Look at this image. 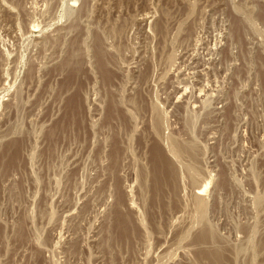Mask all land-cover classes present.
<instances>
[{
    "label": "rangeland",
    "instance_id": "obj_1",
    "mask_svg": "<svg viewBox=\"0 0 264 264\" xmlns=\"http://www.w3.org/2000/svg\"><path fill=\"white\" fill-rule=\"evenodd\" d=\"M210 254L264 264V0H0V264Z\"/></svg>",
    "mask_w": 264,
    "mask_h": 264
},
{
    "label": "bare ground",
    "instance_id": "obj_2",
    "mask_svg": "<svg viewBox=\"0 0 264 264\" xmlns=\"http://www.w3.org/2000/svg\"><path fill=\"white\" fill-rule=\"evenodd\" d=\"M95 57H96V61H97V68L99 69L101 75L104 77L105 81H108L109 80L108 79V71H107V69H106V67L104 65V62H103V59H102V54L100 53V50L97 49L96 54H95ZM66 65H68V64H66ZM68 67H69V65H68ZM75 67H71V68L72 69L73 68L77 69L79 66L77 67V65H76ZM71 72H73V71H71ZM71 72L68 73V78L67 79H68L69 82H71V80H72V78L74 77V74H75V73L73 74ZM71 108H73V110H71L73 112L72 114H77V110H74V105H72ZM108 110L111 111V109H109V108H108ZM20 147H21L20 142L17 141V142H13V144H11L10 147L7 149L9 151V154L11 153V155H10L11 158L10 159L12 160L13 164H16L15 163L16 160L19 159V153H20V149H21ZM161 149L162 148L160 147L159 144H154L149 149V157L148 158H149V161H150L151 166H152V168H151V179H152V181H151V187H152L153 191H155V193L158 192L159 190L163 189V187L165 189H169L171 191H175L176 190V187H177L176 186L177 185V182L175 180V175H177L176 174V170H175L176 168L173 167V165H172L173 163L171 164L169 162V160L166 158L165 154H163V152H162L163 150H161ZM13 164H11V165L9 164V165L12 166ZM173 193L174 192H172V194ZM117 213H118V211H117ZM117 213L115 215H117ZM119 215H120V213H119ZM118 217H120V216H118ZM122 217H123V215H122ZM125 218L126 217L124 216V219ZM117 219L120 220L119 218H117ZM128 220L129 219H127V221ZM119 222H121V220ZM130 223L131 222L129 221V224ZM123 224L125 226L124 228H126V226H129L128 223H126V225H125V223H123ZM115 225H119V224L116 223ZM120 225L122 226V224H120ZM129 227H127V229ZM131 228H133L132 227V224H131ZM117 230H116V232H117ZM129 230H131V229L129 228ZM118 231H120V230H118ZM125 231H126V229H125ZM132 232H134V231H131L130 234ZM223 262H224V257L221 256V255H219V254H212V255L210 254V256H206V264H223Z\"/></svg>",
    "mask_w": 264,
    "mask_h": 264
}]
</instances>
